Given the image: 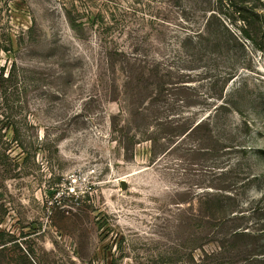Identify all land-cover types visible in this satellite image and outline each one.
Here are the masks:
<instances>
[{
  "label": "rangeland",
  "instance_id": "obj_1",
  "mask_svg": "<svg viewBox=\"0 0 264 264\" xmlns=\"http://www.w3.org/2000/svg\"><path fill=\"white\" fill-rule=\"evenodd\" d=\"M206 1L0 0V264H264V52Z\"/></svg>",
  "mask_w": 264,
  "mask_h": 264
},
{
  "label": "trees",
  "instance_id": "obj_2",
  "mask_svg": "<svg viewBox=\"0 0 264 264\" xmlns=\"http://www.w3.org/2000/svg\"><path fill=\"white\" fill-rule=\"evenodd\" d=\"M211 0H207L206 4H210ZM235 3V2H234ZM231 2L232 6L235 7V4ZM240 4L242 5V9L237 10L235 14H238L241 17L243 22V27L240 30V35H236L235 39L238 43L243 46L246 42H250L255 48L259 51L264 52V3L262 0H240ZM210 9H206L205 12L208 13ZM212 16V15H211ZM212 21L207 19V23L201 29L196 30L194 37L195 41H200V48L202 50L201 53H198V56H205V53L211 49V41L213 40L215 43L216 49H221L222 45L216 32L212 29ZM13 50L12 46L10 45V49H3L0 47V53H9ZM193 56L196 54L193 51ZM241 70H246L242 65L239 67ZM248 70V69H247ZM5 70L2 71L0 74V99L2 95H6L8 90L4 89L5 85L9 86L8 84L12 81L13 73L9 71V74L5 76ZM230 75L231 74H226ZM15 134L18 133L17 130H13ZM16 140V139H15ZM18 142V141H17ZM210 209H213V205L209 206ZM211 213H214L210 210Z\"/></svg>",
  "mask_w": 264,
  "mask_h": 264
}]
</instances>
